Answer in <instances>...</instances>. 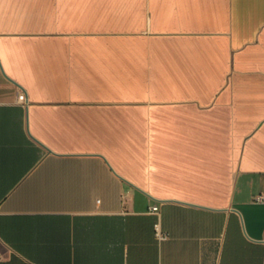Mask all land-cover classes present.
<instances>
[{"label":"crops","instance_id":"1","mask_svg":"<svg viewBox=\"0 0 264 264\" xmlns=\"http://www.w3.org/2000/svg\"><path fill=\"white\" fill-rule=\"evenodd\" d=\"M257 195L264 0H0V264H264Z\"/></svg>","mask_w":264,"mask_h":264},{"label":"built area","instance_id":"2","mask_svg":"<svg viewBox=\"0 0 264 264\" xmlns=\"http://www.w3.org/2000/svg\"><path fill=\"white\" fill-rule=\"evenodd\" d=\"M18 99H19L22 103H24V104L27 103L26 97H25V95H24L23 92H19V93H18ZM254 199L257 200V201H262V200L264 199V196H262V195H257V196H255ZM151 210H153V211L157 210V206H156V205H152V206H151ZM156 234H157V236H158L159 238H163V237L165 236L162 232H160V231L158 230L157 227H156Z\"/></svg>","mask_w":264,"mask_h":264}]
</instances>
